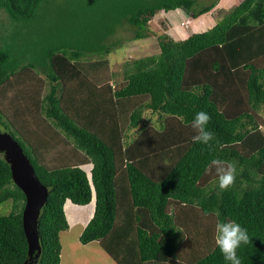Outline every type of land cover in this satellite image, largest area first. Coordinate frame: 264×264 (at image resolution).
<instances>
[{"label": "trees", "instance_id": "1", "mask_svg": "<svg viewBox=\"0 0 264 264\" xmlns=\"http://www.w3.org/2000/svg\"><path fill=\"white\" fill-rule=\"evenodd\" d=\"M39 2L0 0V10L27 20ZM213 6L195 8V0L109 2L133 39L147 37L149 21L160 10L179 8L197 17ZM153 36L158 51L126 60L122 81L114 86L106 59L110 46L99 45L104 54L91 63L71 60L92 49H70L69 57L50 53L56 75L44 73L49 90L39 107L61 130L59 149L69 159L61 164L38 152L33 156L10 132L48 195L37 222L41 253L29 259L22 228L25 197L0 153V203L12 202L11 210L0 214V264H59V233L68 229L64 203L86 205L93 194L94 211L78 240H98L117 264H230L214 240L216 223L228 220L248 231L249 243L237 249L241 264H264V118L258 117L264 107V0H242L211 28L185 39L166 32ZM7 58L0 48L2 99L15 89L13 81L34 74L31 66L14 73ZM145 110L155 116L153 125L131 135ZM201 110L211 117V146L192 140L191 123ZM9 122L10 131L14 122ZM214 158L236 164V181L226 190L219 188L214 172L205 173ZM86 163L92 164L90 179L80 167ZM212 182L215 188L209 187ZM193 224L200 241L191 239Z\"/></svg>", "mask_w": 264, "mask_h": 264}, {"label": "rangeland", "instance_id": "2", "mask_svg": "<svg viewBox=\"0 0 264 264\" xmlns=\"http://www.w3.org/2000/svg\"><path fill=\"white\" fill-rule=\"evenodd\" d=\"M133 1L134 4L145 2L146 5L147 0ZM224 12V9L215 10L212 12L213 19L210 22L207 23V19H202L198 21L196 24L198 27L194 29L205 31L211 28ZM162 15L166 16L163 21L168 26L179 24L181 17L172 18L175 11L169 10L162 13ZM118 18L119 15L116 16L113 10L101 0H41L34 16L27 20L12 19L3 10H0V48L8 53L6 65L13 69L16 74H21L27 66H31L34 72L33 75L30 74L31 76L29 74L23 75L24 78L19 79L17 82L13 81L11 85L15 89L8 90L7 98L2 99V94L0 95V110L3 112L0 114V120L3 122L0 123V131L14 132L15 136L24 144L26 150L31 148L30 152L33 156L38 152L40 156L48 157L49 163H65L69 156L66 157V154H63L59 149L58 140L61 130L53 127L45 119L39 107L43 96L49 90V79L46 77L52 74L56 75L51 68L49 55L50 53H64L69 57L70 49L86 51L92 49V53L71 60L73 63H91V60L95 62L104 54V52L97 49L99 45L103 47L110 46L106 59L108 60V69L113 77L110 83L114 86L116 82L122 81L126 60L131 61L132 57L147 56L158 51L153 32L155 28L159 32H163L162 29H159V21L161 20L153 19L152 26L148 27L150 33L147 34V37L133 39L132 31L125 28L127 27L125 20ZM161 26L165 28L164 24ZM188 26L190 27L191 24H188ZM129 27L131 28L130 25ZM177 27L180 28L181 26ZM108 30L111 33L102 38ZM121 36L124 39L118 41ZM90 38L101 40H90ZM44 73L49 75L45 76ZM258 117L261 120L264 118V107L259 110ZM154 119L155 116L145 110L142 113L141 124L136 130L130 131L131 135L137 136L142 131L143 126L153 125ZM12 120L14 125H9V128H11L9 131L5 128V123L9 124V121L12 122ZM154 127H156V124ZM57 152L60 154H57ZM46 155H50V157ZM82 168L89 175L91 165L86 164ZM209 187L215 188V182H212V186ZM11 206L10 199L0 203V214L8 213ZM91 209L92 203L86 206H75L68 201L66 202L64 213H67L65 216L71 226L67 221L68 229L59 233L61 263H111L110 256L100 247L97 241L81 244L78 240L84 228V222L90 217ZM179 235L182 240L183 233L179 232ZM195 236L196 231H194L191 239Z\"/></svg>", "mask_w": 264, "mask_h": 264}, {"label": "water", "instance_id": "3", "mask_svg": "<svg viewBox=\"0 0 264 264\" xmlns=\"http://www.w3.org/2000/svg\"><path fill=\"white\" fill-rule=\"evenodd\" d=\"M0 153L9 164L13 183L23 192L25 197L22 210V228L27 242L28 258H38L41 253V246L37 222L41 208L47 200L48 188L39 181L22 147L7 131H0Z\"/></svg>", "mask_w": 264, "mask_h": 264}, {"label": "clouds", "instance_id": "4", "mask_svg": "<svg viewBox=\"0 0 264 264\" xmlns=\"http://www.w3.org/2000/svg\"><path fill=\"white\" fill-rule=\"evenodd\" d=\"M210 120L211 117L207 112L203 110L196 112L191 123L192 129L196 133L192 137L194 143L211 146L210 142L214 139V133L207 127ZM213 172L221 190L230 188L236 181L237 167L234 162L214 158L205 168L206 174H213ZM214 240L226 262L241 264V260L237 256V249L241 244L247 245L249 243V235L246 228L241 227L240 224L233 220L217 222Z\"/></svg>", "mask_w": 264, "mask_h": 264}, {"label": "crops", "instance_id": "5", "mask_svg": "<svg viewBox=\"0 0 264 264\" xmlns=\"http://www.w3.org/2000/svg\"><path fill=\"white\" fill-rule=\"evenodd\" d=\"M242 0H195V8H202L204 6H207V5H211L213 4V8H211V10H209L208 12H205L203 14H200L198 15L197 17H192L191 14H188L187 12H185L184 10L182 9H174L173 11H175V15H172L173 17L172 18H175L176 16L178 17H181L180 20H179V24L177 26H181L180 28H178L175 24H171L170 26H168L164 21H163V18L165 17L166 19V16H163L162 13L164 12H167V11H164V10H160L159 12H157L152 18L151 20L149 21V28L152 26V20L153 19H160L161 21H159V29H162L163 32H166L168 33L172 38H174L175 40L177 39H184L186 37H188L190 34L194 33V32H201V31H204L202 29L200 30H195L194 28H197L198 25H196L198 23V21L202 20V19H207V23L211 21V19H213L212 17V12H214L215 10H222L224 9V11H227L229 9H231L232 7H234L237 3L241 2ZM102 2H104L105 4H107L109 6V2L110 1H104L102 0ZM233 3V4H232ZM228 6H230L229 8H227ZM169 18L171 19L170 15H169ZM221 18V17H220ZM209 19V20H208ZM187 21L185 24H181L183 22ZM165 25V28H162V24ZM188 24H191V26L189 27ZM165 30V31H164ZM154 32L155 33H160L158 31L157 28L154 29ZM92 39V38H90ZM95 69H97L98 67H94ZM97 71V70H96ZM99 72V70H98ZM97 78H99L97 76ZM69 80H70V84L73 86L75 84V81H73V77L70 76L69 77ZM77 83V82H76ZM69 84V85H70ZM71 85H70V88H71ZM72 92V90H71ZM72 93H77V92H72ZM77 97H80V95L77 93ZM86 164H90L91 167H92V164L91 163H86ZM86 164H83V165H86ZM81 165L80 167L82 168ZM83 169V168H82ZM91 169V168H90ZM84 170V169H83ZM86 172V171H85ZM90 174V173H89ZM88 176V174H87ZM89 177V176H88ZM92 199H93V202H92ZM92 199L91 201L88 203H92V209H91V212H90V217L87 218V220L84 222L83 226L86 225V223L89 221V219L92 217V214H93V211H94V205H95V197H94V194L92 195ZM69 201L71 204H73L70 200H66L65 201V204L66 202ZM64 204V205H65ZM75 206H86V205H77V204H73ZM80 208H83V207H80ZM175 210H177V212L179 211V206H177L175 208ZM189 211H191L190 213L191 214H196V211L195 209H187ZM64 211H65V207H64ZM79 212V211H78ZM81 212V211H80ZM180 212V211H179ZM65 215H66V212H65ZM87 216V215H86ZM67 218V217H66ZM79 220V219H78ZM67 221H68V218H67ZM69 223V226H71L70 222L68 221ZM193 229V233L194 231H196V238L197 240L200 241V229L197 228L194 224L193 226L191 227V230ZM193 235V234H192ZM94 241H97L98 244L100 245L99 241L98 240H94ZM92 242V241H91ZM190 246V245H188ZM101 247V245H100ZM102 248V247H101ZM103 249V248H102ZM112 261L110 264H117L111 257H109ZM186 264V262H184ZM59 264H63L61 263V261L59 262Z\"/></svg>", "mask_w": 264, "mask_h": 264}, {"label": "bare ground", "instance_id": "6", "mask_svg": "<svg viewBox=\"0 0 264 264\" xmlns=\"http://www.w3.org/2000/svg\"><path fill=\"white\" fill-rule=\"evenodd\" d=\"M89 177H90V174L88 175ZM92 201H93V199H92ZM69 202V201H68ZM64 207H65V210H66V204L64 205ZM67 214V213H66Z\"/></svg>", "mask_w": 264, "mask_h": 264}, {"label": "built area", "instance_id": "7", "mask_svg": "<svg viewBox=\"0 0 264 264\" xmlns=\"http://www.w3.org/2000/svg\"><path fill=\"white\" fill-rule=\"evenodd\" d=\"M187 21H185V22H183V23H181V24H185Z\"/></svg>", "mask_w": 264, "mask_h": 264}]
</instances>
